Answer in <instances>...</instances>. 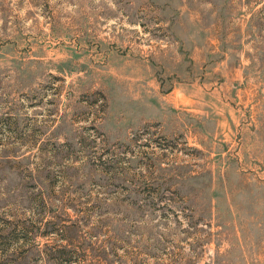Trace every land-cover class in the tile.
Returning <instances> with one entry per match:
<instances>
[{
    "label": "rangeland",
    "instance_id": "374dc122",
    "mask_svg": "<svg viewBox=\"0 0 264 264\" xmlns=\"http://www.w3.org/2000/svg\"><path fill=\"white\" fill-rule=\"evenodd\" d=\"M0 264H264V0H0Z\"/></svg>",
    "mask_w": 264,
    "mask_h": 264
}]
</instances>
